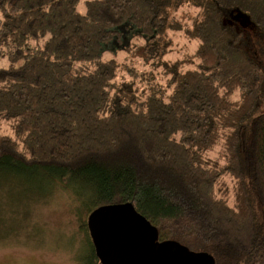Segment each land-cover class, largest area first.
Instances as JSON below:
<instances>
[{
  "label": "trees",
  "instance_id": "obj_1",
  "mask_svg": "<svg viewBox=\"0 0 264 264\" xmlns=\"http://www.w3.org/2000/svg\"><path fill=\"white\" fill-rule=\"evenodd\" d=\"M0 58V179L69 194L80 264H100L87 217L118 204L264 264V0H0Z\"/></svg>",
  "mask_w": 264,
  "mask_h": 264
},
{
  "label": "rangeland",
  "instance_id": "obj_2",
  "mask_svg": "<svg viewBox=\"0 0 264 264\" xmlns=\"http://www.w3.org/2000/svg\"><path fill=\"white\" fill-rule=\"evenodd\" d=\"M196 11L182 7L178 19L185 21ZM184 43L176 39L170 50ZM6 65V59L0 58V68ZM0 131L8 133L9 128L3 123ZM34 190L31 184L0 179V264H80L86 253V235L69 194L58 191L41 198Z\"/></svg>",
  "mask_w": 264,
  "mask_h": 264
},
{
  "label": "water",
  "instance_id": "obj_3",
  "mask_svg": "<svg viewBox=\"0 0 264 264\" xmlns=\"http://www.w3.org/2000/svg\"><path fill=\"white\" fill-rule=\"evenodd\" d=\"M86 226L100 264H214L207 253L158 241L156 227L131 204L100 207L87 217Z\"/></svg>",
  "mask_w": 264,
  "mask_h": 264
}]
</instances>
